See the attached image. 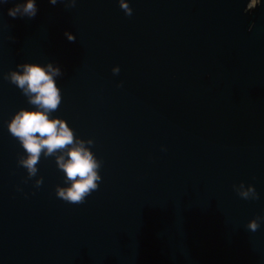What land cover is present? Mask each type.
I'll return each mask as SVG.
<instances>
[{
    "label": "water",
    "instance_id": "obj_1",
    "mask_svg": "<svg viewBox=\"0 0 264 264\" xmlns=\"http://www.w3.org/2000/svg\"><path fill=\"white\" fill-rule=\"evenodd\" d=\"M16 2L0 3V264H264V0H129L130 17L35 0L13 18ZM25 62L60 68L50 118L102 162L83 204L56 197L55 157L33 178L18 165L8 122L36 106L5 74Z\"/></svg>",
    "mask_w": 264,
    "mask_h": 264
},
{
    "label": "clouds",
    "instance_id": "obj_2",
    "mask_svg": "<svg viewBox=\"0 0 264 264\" xmlns=\"http://www.w3.org/2000/svg\"><path fill=\"white\" fill-rule=\"evenodd\" d=\"M49 2L55 5L66 0ZM0 3L7 4L9 0H0ZM75 3L76 0H69L67 5L74 7ZM119 6L126 16H132L133 9L129 0H119ZM37 11L35 0H27L26 3L16 2L8 9V15L13 18H33ZM65 35L70 42L76 39L71 32H66ZM17 67L22 70H11L5 74V78L21 90L29 104L36 106L34 109L21 108L8 122L10 134L20 142L25 152L24 156L18 158V165L26 170L28 178H33L37 177V166L42 155L55 157L58 169L64 173L66 181L71 182L63 187L57 186L56 197L69 204H83L99 188L102 162L85 146V141L75 136L65 120L59 117L50 118V114L57 111L61 103V90L56 83V77L62 75L61 70L50 62L45 65L25 62ZM112 72L114 75L119 74V66H114ZM87 144L92 145L93 141L88 140ZM42 184L43 177L36 179V188ZM233 189L243 200L259 199L253 185L245 188L241 182L233 185ZM261 219L262 217L251 219L247 228L256 232Z\"/></svg>",
    "mask_w": 264,
    "mask_h": 264
},
{
    "label": "rangeland",
    "instance_id": "obj_3",
    "mask_svg": "<svg viewBox=\"0 0 264 264\" xmlns=\"http://www.w3.org/2000/svg\"><path fill=\"white\" fill-rule=\"evenodd\" d=\"M254 1H255V0H251V4H253V3H254Z\"/></svg>",
    "mask_w": 264,
    "mask_h": 264
}]
</instances>
